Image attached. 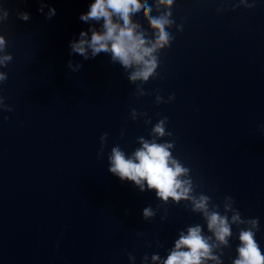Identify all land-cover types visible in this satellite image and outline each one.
Instances as JSON below:
<instances>
[{"label": "water", "instance_id": "1", "mask_svg": "<svg viewBox=\"0 0 264 264\" xmlns=\"http://www.w3.org/2000/svg\"><path fill=\"white\" fill-rule=\"evenodd\" d=\"M92 2L46 0L44 13L56 9L46 19L38 0H0L9 11L0 34L13 56L0 69L8 74L0 95L13 108L0 111V264H133L128 254L141 264L145 253L166 257L178 231L203 224L171 202L166 220L164 205L142 220L145 207L160 204L155 192L141 193L107 171L113 146L130 155L163 116L176 141L173 155L191 169L197 191L215 203L231 196L242 218L258 217L264 253V0L234 10L236 0H176L173 18L183 20V30L172 29L158 78L143 85L151 94L139 99L110 55H69V42L89 28L79 17ZM133 19L147 29L142 16ZM69 60L82 68L71 72ZM157 90L175 98L156 105ZM131 109L152 124L133 121ZM232 231L223 264L236 256L238 230Z\"/></svg>", "mask_w": 264, "mask_h": 264}, {"label": "clouds", "instance_id": "2", "mask_svg": "<svg viewBox=\"0 0 264 264\" xmlns=\"http://www.w3.org/2000/svg\"><path fill=\"white\" fill-rule=\"evenodd\" d=\"M38 3V11L46 19L56 15V9L51 7L44 13L46 0H38ZM175 3L176 0H153L151 4L148 0H94L89 5V10L79 17L82 22L89 24V28L87 31H80L78 39L69 42V55L77 54L88 60L101 53L108 54L112 64H119L123 68L127 81L136 85L134 96L139 99L149 95L151 93L145 91L143 85L150 79L158 78L160 53L167 50L175 40L172 29L175 28L176 33L183 30V20L177 24L173 18ZM255 3L256 0H236L233 10L241 6L250 9L255 7ZM217 11H221V8H217ZM137 14L142 16L147 29L133 19ZM8 18L9 11L0 4V27ZM17 18L27 22L30 15L27 12H17ZM7 47L5 36L0 34V69L7 68L13 60ZM82 66L79 62L73 64L72 60L67 63V68L73 73L78 72ZM7 79V72L0 70V85ZM174 98L175 94L172 93L165 100L157 90L154 103H169ZM4 100V96L0 95V111H13ZM129 116L133 121L143 118L145 125L152 124L147 113L131 109ZM168 123L167 116L157 120L151 127L149 138H137L139 147L130 155L118 144L113 146L106 162L107 171L122 182H131L141 193L155 192V199L160 204L155 208L145 207L141 213L142 220L151 221L161 205L165 207L160 219L166 220L167 205L171 202L173 205L183 203L186 210L198 214L204 223H195L178 231L166 257L154 253L149 258L145 253L141 257V264H223L224 249L231 247L233 226L238 230V245L231 264H264V253L256 240V234L260 230L259 218H242L240 211L234 207L235 201L231 196H225L221 203H215L209 195L197 191L200 185L194 183L191 169L173 155L176 141L171 139L173 133L168 130ZM261 127L264 128V124ZM165 137L170 139L164 140ZM107 138V132L99 137L98 158L104 154ZM156 244L162 247L158 240ZM128 259L134 264L133 255L128 254Z\"/></svg>", "mask_w": 264, "mask_h": 264}]
</instances>
